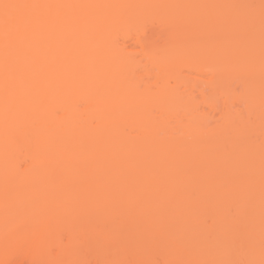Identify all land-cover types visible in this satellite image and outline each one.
Instances as JSON below:
<instances>
[{
  "label": "bare ground",
  "instance_id": "bare-ground-1",
  "mask_svg": "<svg viewBox=\"0 0 264 264\" xmlns=\"http://www.w3.org/2000/svg\"><path fill=\"white\" fill-rule=\"evenodd\" d=\"M248 1L0 0V4L141 6L26 9L24 14L41 20L38 25L13 31L7 40L0 28V259L3 255L8 261L16 258L13 264H60L55 259L59 256L42 253L44 231L32 215L35 223L30 221L32 211L28 215L25 210L24 217L18 212L20 205L36 208L45 196H54L73 206V198L81 204L86 201L78 210L89 209L93 220L99 221L97 228L102 224L99 244L117 243L124 238L122 232L142 230L146 234L137 242L156 243L152 245L158 250L169 244L176 249L170 258L185 259H175L179 264L264 262V218L247 217L253 223L246 217L222 222L206 215L233 201L264 199V0ZM159 8L162 14L156 15ZM11 12L17 14L15 9ZM116 12L147 18L146 24L151 22L148 26L160 31L149 37L145 23H133L101 37L53 23ZM125 40L134 47L120 46ZM130 53H138L140 60L133 61ZM184 69L203 79H185ZM195 81L205 83L209 91L204 93L205 85L198 83L201 93H197L205 99L201 102L191 97ZM233 88L240 90L232 92ZM217 95L229 107H220L218 123L211 127V117L197 108L200 103L205 107L202 101L213 108L221 99ZM253 132L255 136L261 132L259 142L241 141ZM209 183L217 188L204 190L202 185ZM254 183L256 191L246 192ZM13 211L17 214L10 217ZM5 212L8 223H3ZM179 216L183 223L175 220ZM8 217L15 220L9 222ZM26 219L37 226L18 228ZM222 223L228 231L220 228V234H228L221 238L216 233ZM16 226L19 231L24 227L21 236ZM184 226L189 232L202 226L211 233L212 240L200 243L205 254L192 252L200 244L193 242L195 236H180ZM161 229L165 235L160 238L155 234ZM4 233L13 237L11 242H6ZM217 238L224 243L215 242ZM21 254L26 257L20 259ZM96 258L79 260L98 264L101 260L97 263ZM170 258L164 259L166 264H171ZM140 260L144 262L139 259L138 264Z\"/></svg>",
  "mask_w": 264,
  "mask_h": 264
},
{
  "label": "rangeland",
  "instance_id": "rangeland-1",
  "mask_svg": "<svg viewBox=\"0 0 264 264\" xmlns=\"http://www.w3.org/2000/svg\"><path fill=\"white\" fill-rule=\"evenodd\" d=\"M235 1H240V0H235ZM243 1V0H242ZM249 1H253V0H249ZM248 1V2H249ZM256 0H254L253 2H255ZM253 2H251L252 3V5H254V3ZM180 7H181V5H180ZM162 8V7H161ZM161 8H159V10L160 11H158V12H160V13H158L157 11H156V15H160V14H162L161 13V11H162V9ZM181 9V8H180ZM158 10V9H157ZM152 21H154V20H152ZM148 23V22H147ZM151 23V22H150ZM146 24L145 23V26H148V25H153V24ZM153 23V22H152ZM157 23V22H156ZM155 23V24H156ZM159 26V25H158ZM151 29H150V28ZM160 28H157V26L155 27V25L153 26V27H151V26H148V27H146V31L145 32H147L148 33V35H149V37L150 36H153V35H156V32H158V30H159ZM152 33H151V32ZM160 31V30H159ZM147 33H145L146 34V36H147ZM155 33V34H154ZM151 34H153V35H151ZM129 41H131V40H129ZM129 41H126L125 40V42H123V44H125V45H120V46H123V48H126V50L128 49V50H130L131 49V47L133 48L134 46H133V42H130L129 43ZM128 42V43H127ZM130 48V49H129ZM131 54V55H130ZM129 55H130V58H131V56H132V60H133V58H134V60L135 61H139L140 59H139V56H138V53L137 54H132V53H130ZM133 60V61H134ZM184 74V78L185 79H187V80H190V78H187V77H191L192 79L194 78H202L203 79V77L202 76H197V75H195V73H193L191 70H185L184 69V72H182V75ZM200 78V79H201ZM195 79V80H196ZM198 80V79H197ZM196 80V81H197ZM204 80H205V77H204ZM192 81V80H191ZM191 81H189V82H191ZM195 81V82H196ZM199 82H201V80L199 81ZM199 82H196L197 84H196V86H194L192 89L194 90H192V92H193V95L194 96H191V97H194V99L195 100H198V101H200L201 99L200 98H202L203 100H205L201 95H198V93L201 91V88H200V90H199V87L201 86V84H204L205 85V83H199ZM192 83H193V81H192ZM198 83H199V85H198ZM195 85V84H194ZM199 86V87H198ZM206 86V85H205ZM203 87V85H202V88L203 89H205L204 90V93L205 92H207L208 90H207V86L206 87ZM238 87H240V86H237V88ZM182 88V87H181ZM197 88H198V90H197ZM235 88H236V86H235ZM235 88H233V89H231L232 90V92L233 91H235L236 90V93L240 90V88L239 89H235ZM183 90H184V88H182ZM197 91H199L198 93H197ZM183 92V91H182ZM181 92V93H182ZM192 92H191V94H192ZM201 93V92H200ZM199 93V94H200ZM208 93H209V91H208ZM208 93H206V94H208ZM195 94H196V96H195ZM217 97H219L218 95H217ZM219 98H221V99H218V103H216L217 102V100H215V102L213 103L214 104V106H213V108H209L210 106H209V102L206 104V102H204V101H202L203 102V105H204V103H205V107L204 106H202L201 104L202 103H200V102H198L197 101V103H200V105H199V108L200 109H198L197 108V110L199 111L198 113H200L201 111V114L204 112V116H210L211 117V119L209 120L208 118V120L209 121H211L210 122V124H208L209 126H211V127H213L214 126V124L217 122L218 123V120H216L218 117H219V115L221 114L220 112H222V108H224L225 106H227V104L224 102V100H225V98L223 97H219ZM234 102V101H233ZM195 103V102H194ZM230 103V102H229ZM215 104H216V106H215ZM226 104V105H225ZM234 104H236V105H234V108H232L231 106V108L233 109V110H235V109H237L236 107H238V105H237V103H234ZM224 105V106H223ZM231 105H233V104H231ZM207 106H209V107H207ZM223 106V107H222ZM197 107H198V105H197ZM203 107V108H202ZM208 109H207V108ZM220 107H222V108H220ZM227 107H229V106H227ZM196 108V107H195ZM222 109V110H221ZM206 110V111H205ZM201 114H199V115H201ZM208 114H210V115H208ZM217 115V116H216ZM217 117V118H216ZM206 119V117H204L203 118V120H205ZM207 119L205 120V121H207ZM215 120V121H214ZM255 132H253V135H252V133H251V135L249 136V134L250 133H248L247 134V136L244 138H241V141L242 140H244V139H246L245 140V142L247 143L249 140L252 142V141H256V142H259V141H257L259 138L257 137V136H259L258 134L259 133H261V132H259V133H257L256 132V136H255V134H254ZM245 136V135H244ZM251 136H252V138H254V140L251 138ZM242 137V136H241ZM260 137H261V135H260ZM213 138H214V140L215 139H217V137H214L213 136ZM257 138V139H256ZM212 139V138H211ZM235 140V139H234ZM238 140V139H237ZM249 141V142H250ZM240 142V141H239ZM255 142V143H256ZM258 160V159H257ZM195 161H199V160H195ZM201 161V160H200ZM192 164H193V162H191ZM191 163H189V164H191ZM196 163V162H195ZM199 163V162H198ZM186 164V163H185ZM191 164V165H192ZM186 167L188 168V167H190V165L188 166V163L186 164ZM184 167H182V169H183ZM194 168V167H193ZM191 169V168H190ZM189 169V170H190ZM187 170V169H186ZM185 171V170H184ZM252 184V183H251ZM251 184H249V185H251ZM258 185V183H254V187H253V185L252 186H248L247 185V187H246V192H248L249 190H251V189H253V191H256V187H257V185ZM260 184V183H259ZM238 185V184H237ZM237 185H233L232 186V184H231V186H232V188L233 187H236ZM256 185V186H255ZM203 187L204 186H206V188H204V190L205 189H210L211 191H213V189H215L213 186H215L216 187V185H214V183H213V185L211 186V184L209 183L208 184V186H209V188H208V186L206 185V184H204V185H202ZM210 186H211V188H210ZM231 187L230 185H227V188H229V187ZM239 186H241V185H239ZM250 187V188H249ZM202 187H200V190H202L201 189ZM217 188V187H216ZM223 188H226V187H224L223 186ZM261 188V187H260ZM259 188V189H260ZM255 189V190H254ZM258 189V190H259ZM262 189V188H261ZM248 190V191H247ZM207 191V190H206ZM252 191V192H253ZM251 192V191H250ZM254 193V192H253ZM264 193V192H263ZM262 193V194H263ZM250 194V193H249ZM57 195V194H56ZM61 196V195H60ZM65 197V196H64ZM68 196L66 195V198H67ZM73 197V196H72ZM76 197V196H75ZM80 197H82V196H80ZM35 198V197H34ZM46 198H47V200H46ZM84 198V197H83ZM82 198V199H83ZM248 198H250V199H252L251 197H247V199ZM254 198V197H253ZM262 198H264V194H263V196H262ZM74 200H75V206H73L74 205V203H73V205L71 204V202H70V204L68 203L69 201H66V199L65 198H59V197H55L54 198V196H51L50 198H49V196H45L44 197V200L45 201H43L42 200V202H44L43 204L42 203H40V202H38V203H40V205H39V207L37 206L36 208H35V206H33L35 209H36V211L34 210V208H30V209H28L27 207L29 206V205H27V203H26V205H25V207H23V206H21L20 205V208L18 209V207H16L15 205H12L11 206V204H10V206H11V208L13 207V206H15L19 211V213H21V215L23 216V212H24V214H25V210L28 212V210L30 211H32V213L30 214V212H28V215L30 214V216H28V217H30V221H32V217H31V215L33 216V218L34 219H36V220H34V221H36L37 222V224H38V226H39V224L42 226L41 227V229H43V231L44 232H42V234H43V242H44V245H43V248H44V246H45V248L43 249L42 247V250L41 251H43L42 253H44L45 255H47L46 253H48V255L50 254V256H51V254H54L55 255V257H56V255H57V257L59 256V258H61V259H59V258H55V257H52V258H55V259H57L56 261H58V263L60 262V264L62 263V264H73V262H75V261H77V260H81V258H84V260L86 259V258H88V260L90 259V261L92 260V259H94L95 260V258L96 257H98V258H96V260H98L97 261V263L98 264H101V262H102V264H132V262L133 261H136L135 262V264H138V260L139 259H142V260H144V262L143 263H141L142 261L140 260L139 262L141 263V264H157V262H158V264H160V263H164V264H166L165 262H166V260H167V258L169 257L170 258V255H173V254H175L176 253V251H175V253H174V249L175 248H172L173 250H171L170 248V245L169 244H166V246H164V247H166V248H168V247H170V248H168V249H166L165 248V250H164V247H163V249L161 250V248L158 250V247H154L155 245H152V244H156V243H145V242H137L135 239L137 238V237H140V235L142 236V235H144V234H146V231H144L145 233H143V231L142 230H140V232H139V230H138V232L137 231H135V232H128V231H126V233L128 232V234H126L125 233V231H124V234H123V232L121 233L122 235H124L123 237L124 238H122V241H120V242H114V243H107V244H99L100 242H99V240L98 239H100V238H98V237H100V234H102L103 235V231L101 232V230L103 229H101L100 230V228L102 227V224H100L101 226H99L98 228H97V225H99V221L97 220V222H96V220L94 221L93 219H94V217H92L93 215H91V213L92 212H89V209H88V213H90V214H88L87 213V208H86V210L84 209H82L83 211H81V209H79L78 210V208H82V206L84 207L86 204V201H85V203L84 202H82V200H80L81 198H79V200H80V202H82V204L81 203H79V201L77 200V198L75 199V198H73ZM86 199V198H85ZM72 200V199H71ZM84 200V199H83ZM259 200H261V197H260V199ZM263 201H264V199H262ZM261 200V202H258V200H254L252 203H250V201H252V200H246L245 202L246 203H243L244 201L243 200H241V201H243V202H241L240 200L239 201H233L234 203H229L228 205H226V206H228V207H226V206H223L222 208H220V209H218V210H216V211H214V212H216V213H214L213 212V214H210V213H206V215H209V217H215V219H217V220H219V221H226V220H230V219H238V220H242V219H239V217H246V219H248L247 217H252V218H254V220L253 221H255V220H258L259 218H264V202ZM30 201V200H29ZM28 201V202H29ZM22 202V201H21ZM27 202V201H26ZM45 202H48V203H45ZM72 202H74V201H72ZM23 203V202H22ZM226 203H228V201L226 202ZM17 204V206H19L18 205V203H16ZM78 204H79V207H77L78 206ZM81 204V205H80ZM22 205H24V204H22ZM31 205H34V204H32V203H30V206ZM231 205V206H230ZM8 207V206H7ZM32 207V206H31ZM16 208L15 209H12V210H16ZM7 210H9L10 208H6ZM252 209V210H251ZM9 211H11V209L9 210ZM79 211H81V212H79ZM85 211V212H84ZM33 212H36V213H33ZM13 214H11L10 215V217L12 216V215H14L15 213H16V211H15V213H14V211L12 212ZM86 213V214H85ZM17 214V213H16ZM5 219L3 220V223L4 222H6V223H8L7 221H5L6 220V215H7V212H5ZM16 216V215H15ZM18 216H20L19 214L17 215V218H19ZM21 216V217H22ZM90 216H91V218H92V220H90L91 218H90ZM10 217H8L7 218V220L8 219H10ZM14 217V216H13ZM24 217V216H23ZM180 217V216H179ZM179 217H177V218H175V220L177 221V220H179V221H182V223H183V220H180L181 219V217L179 218ZM208 217V216H207ZM90 218V219H89ZM188 218V214L186 213V215H185V219H187ZM204 218H206V216L203 214V216H201V219H203V221H204ZM256 218V219H255ZM258 218V219H257ZM11 219H14V218H11ZM22 219V218H21ZM182 219H184L183 217H182ZM15 220V219H14ZM13 220V221H14ZM17 220V219H16ZM19 220V219H18ZM206 220V219H205ZM208 220V219H207ZM210 220V219H209ZM251 220V221H252ZM264 220V219H263ZM9 222H13V221H11V220H8ZM27 221H29L28 219H26V222L25 221H23L22 220V223L24 224V222H25V224L26 225H23L22 223H21V225H19L18 226V228H20V226H27V224H30V223H27ZM90 221H91V223H90ZM92 221H94V222H96L95 224H93V222ZM178 221V222H179ZM236 221V220H235ZM244 221V220H243ZM242 221V222H243ZM250 220L248 219V220H246V222H249ZM250 221V222H251ZM15 222H17V221H15ZM33 222V221H32ZM177 222V223H178ZM209 222V221H208ZM6 223H5V229L7 228V225H6ZM20 223V222H19ZM18 223V224H19ZM33 223H35V222H33ZM88 223V224H87ZM199 223H201V220H200V222ZM244 224H245V222H243ZM251 223H253V222H251ZM1 224V223H0ZM17 224V225H18ZM32 224V223H31ZM91 224H93L92 226H91ZM181 223L179 222L178 223V225H180ZM247 224V223H246ZM245 224V225H246ZM4 225V224H3ZM33 225V224H32ZM96 225V226H95ZM245 225H243V226H245ZM8 226H9V224H8ZM34 226H37V225H33V227ZM86 226V227H85ZM203 226V225H202ZM200 227V226H198L195 230H193L194 231V233L193 232H189L190 230H188L185 226H184V228H183V232H181V233H183V234H180V236L182 237V235H184V238L185 237H187L188 238V235H189V239H191V236H192V239H194L193 240V242L195 241V242H199V244L201 243H205V240H212L211 239V233L210 232H207L206 230H205V228H203V227ZM246 226H248V224L246 225ZM246 226L244 227V229L246 230ZM1 227H2V224H1ZM10 227V226H9ZM8 227V228H9ZM32 227V226H31ZM40 227V226H39ZM91 228V231H92V229L94 230V227H96L97 229H99V230H97L96 228H95V230L96 231H93V232H91L90 231V228ZM3 228H4V226H3ZM2 228V229H3ZM16 228H17V226H16ZM17 228V229H18ZM37 228V227H36ZM220 228H221V232H225L226 231V225L225 224H221L220 225V227H219V233L217 232L216 233V236H218V237H221V236H225L226 234H228V233H226V234H220ZM12 229V228H11ZM21 229H23V230H20L19 231V229H18V231L19 232H17L18 234H19V236H21V233L20 232H22V231H24V227L23 228H21ZM30 229V228H29ZM163 229V228H162ZM162 229H161V231L159 232V231H156V236L158 235L159 237L161 236H164L165 234H166V230H164V233H162L163 231H162ZM242 230H243V227L241 228ZM4 230V229H3ZM16 229H14V231H15ZM27 230V229H26ZM88 230V231H87ZM180 230V229H179ZM244 230V231H245ZM5 231V230H4ZM10 232H13V230L11 231V230H9ZM98 231H100V232H98ZM110 231V230H109ZM109 231H107V234L109 233ZM227 231H228V229H227ZM226 231V232H227ZM3 232V231H2ZM2 232H1V234H2ZM10 232H8L7 233V231H6V233H7V235H10ZM178 232H180V231H178ZM177 232V233H178ZM188 232H189V234H188ZM14 233V232H13ZM11 234V235H13L14 236V234H16V233H14V234ZM148 233V232H147ZM162 233V234H161ZM193 233V234H192ZM230 233V232H229ZM0 234V235H1ZM94 234H97V235H94ZM126 234V235H125ZM191 234V235H190ZM237 234V233H236ZM4 235H5V233H4ZM7 235H5V237H7L6 238V242H11L10 241V237H12V236H9V238H8V236ZM47 235H48V241H47V239H45V238H47ZM134 235V236H133ZM238 235V234H237ZM95 236V237H94ZM121 236V235H120ZM195 236V237H194ZM210 238H209V237ZM2 237H4L3 235L1 236V238ZM15 237H17V234H16V236ZM93 237V238H92ZM126 237V238H125ZM160 237V238H161ZM194 237V238H193ZM206 237V238H205ZM214 237V236H213ZM227 237L229 238V236L227 235ZM226 237V238H227ZM13 238V237H12ZM132 238V239H131ZM183 238V237H182ZM209 238V239H208ZM222 238V237H221ZM231 238H234L233 236H231ZM3 239H5V238H2V240ZM18 238H16V240H17ZM20 239V238H19ZM125 239H127V240H125ZM132 241H131V240ZM8 240V241H7ZM12 240H14V239H12ZM16 240H14V241H12V243L13 242H16ZM124 240V241H123ZM217 240H218V238H217ZM231 240V239H230ZM4 241V240H3ZM2 241V242H3ZM215 242H222V243H224V241L223 240H218V241H215ZM94 243V244H93ZM225 243H227V241H225ZM148 244H151V245H148ZM200 244V246H197L196 248H194V251H192L195 255L196 254H199L200 255V253H203V254H205L206 253V250H205V247L203 246V245H201ZM106 245V246H105ZM169 245V246H168ZM102 246H104V247H102ZM150 246V247H149ZM74 247V248H73ZM98 247V248H97ZM149 248V249H148ZM152 249V250H151ZM99 250L101 251V252H99ZM165 251V253L163 254L161 251ZM176 250V249H175ZM18 251V250H17ZM26 252H28V250H25ZM171 251H173V252H171ZM195 251H196V253H195ZM22 252V251H21ZM142 252V254H144V252H145V254L144 255H142V256H139L138 254H140ZM168 252V253H167ZM11 253V252H10ZM56 253V254H55ZM15 255H16V253H14ZM41 254V253H40ZM44 254H42V255H44ZM60 254V255H59ZM167 254V255H166ZM168 254H170L169 256H168ZM13 255V254H12ZM44 255V256H45ZM53 255V256H54ZM100 255V256H99ZM136 255H138L140 258L139 259H137L136 260ZM2 257H3V255H1ZM23 256H25L26 257V255H19L18 257H20V259H21V257H23ZM30 256H33V254L32 255H30ZM61 256V257H60ZM167 257V258H164V257ZM2 257H1V259H2ZM17 257V258H18ZM27 257H29V256H27ZM46 257V256H45ZM49 257V256H48ZM50 257V258H51ZM68 257V258H67ZM74 257V258H73ZM91 257V258H90ZM178 257V256H177ZM11 258H12V256H11ZM14 258H15V256H14ZM99 258H100V260H99ZM166 259L165 261H164V259ZM173 258V257H172ZM172 258H170V259H172ZM179 258V257H178ZM1 259H0V261H1ZM27 260H28V258H26ZM59 259V260H58ZM77 259V260H76ZM170 259H168V260H170ZM176 259V257L175 258H173L172 260L174 261H170L171 262V264H175L176 262H178V261H182V260H185L184 258H181V259H176V260H178V261H176L175 260ZM9 260V259H8ZM7 259L6 260H4V257H3V261H1L0 262V264H13L14 262H12V261H17L16 260V258H15V260H10V261H8ZM19 260V259H18ZM80 260L79 261H77V263H75V264H82L83 262H80ZM94 260H92V262L94 261ZM161 260L163 261V262H161ZM65 261V263H63V262ZM82 261H83V259H82ZM86 261H87V259H86ZM90 261H88L89 263H90ZM68 262V263H67ZM80 262V263H79ZM85 262V261H84ZM88 262H85V263H87L88 264ZM107 262V263H106ZM127 262V263H126ZM155 262V263H154ZM95 263H96V261H95ZM95 263H93V264H95ZM167 263H169V261L167 262ZM57 264V263H56ZM176 264H179V263H176Z\"/></svg>",
  "mask_w": 264,
  "mask_h": 264
},
{
  "label": "snow or ice",
  "instance_id": "snow-or-ice-1",
  "mask_svg": "<svg viewBox=\"0 0 264 264\" xmlns=\"http://www.w3.org/2000/svg\"><path fill=\"white\" fill-rule=\"evenodd\" d=\"M141 7L138 5H107V4H67V5H36V4H0V28L3 29L7 40L13 31L20 32L30 27H35L41 20L30 15L24 14L22 10L36 8H64L80 10H99V9H131ZM17 10L13 15L11 10ZM147 18L133 17L125 12L112 14H93L78 17H67L54 20L61 26L67 27L73 32L84 29L91 36H106L114 30L136 23H146ZM158 264V262H157ZM264 264V262H262Z\"/></svg>",
  "mask_w": 264,
  "mask_h": 264
}]
</instances>
